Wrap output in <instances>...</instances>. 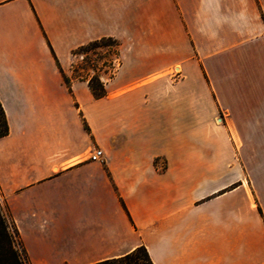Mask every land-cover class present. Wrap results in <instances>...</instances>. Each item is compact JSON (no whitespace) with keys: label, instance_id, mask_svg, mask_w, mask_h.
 <instances>
[{"label":"crops","instance_id":"1","mask_svg":"<svg viewBox=\"0 0 264 264\" xmlns=\"http://www.w3.org/2000/svg\"><path fill=\"white\" fill-rule=\"evenodd\" d=\"M107 37L119 62L95 100L73 52ZM0 103L31 264L139 246L153 264H264V0H0Z\"/></svg>","mask_w":264,"mask_h":264},{"label":"trees","instance_id":"2","mask_svg":"<svg viewBox=\"0 0 264 264\" xmlns=\"http://www.w3.org/2000/svg\"><path fill=\"white\" fill-rule=\"evenodd\" d=\"M105 42L108 44L110 43V45L114 46L115 57L118 58L119 43L115 39L110 37L101 38L82 47H79L73 52V55L84 56V59H86L87 53L90 49L100 47ZM57 66L64 84L68 88V91L71 93L70 79L64 74L58 62ZM82 70L84 71L83 74H81ZM72 72L74 78L87 81L88 88L95 100L102 99L107 95L105 85L101 81L100 75L95 69H93V67H89L87 70H85V68L81 69L78 65L74 64L72 66ZM80 117L83 122L84 129L89 132V128L87 127L85 119L83 118L81 113ZM8 132L9 129L7 118L5 115V111L0 103V138L7 136ZM2 197L3 195L0 189V264H30L9 206L5 201L2 200ZM120 204L129 221L131 222V217L124 203L120 201ZM93 264H153V262L149 256L147 249L144 246H139L120 257L98 261Z\"/></svg>","mask_w":264,"mask_h":264},{"label":"rangeland","instance_id":"3","mask_svg":"<svg viewBox=\"0 0 264 264\" xmlns=\"http://www.w3.org/2000/svg\"><path fill=\"white\" fill-rule=\"evenodd\" d=\"M114 49L115 48L113 45H110V43L108 44L105 42L100 47L90 49L87 53L86 59H84V56L77 57V60H76L77 65L81 69L85 68V70H87L89 67H93V69H95L97 71V73L100 75V79L105 85L114 77L117 66H118L119 60H118V58L115 57ZM81 74H83V70L81 71ZM0 189H1V186H0ZM1 193L3 195L2 200L7 203V200L4 196L2 189H1ZM9 209H10V207H9ZM10 211H11V209H10ZM11 214H12V212H11ZM12 217H13V215H12ZM13 219H14V217H13ZM14 221H15V219H14ZM15 224H16V222H15ZM16 227H17V225H16ZM18 231H19V229H18ZM28 260H29V258H28ZM29 262H30V260H29ZM30 264H31V262H30Z\"/></svg>","mask_w":264,"mask_h":264},{"label":"built area","instance_id":"4","mask_svg":"<svg viewBox=\"0 0 264 264\" xmlns=\"http://www.w3.org/2000/svg\"><path fill=\"white\" fill-rule=\"evenodd\" d=\"M181 78L179 68H174L171 72V80L176 82ZM102 152L100 150H94L89 157L91 161H99L101 159Z\"/></svg>","mask_w":264,"mask_h":264}]
</instances>
